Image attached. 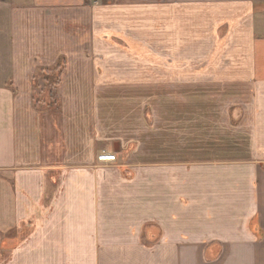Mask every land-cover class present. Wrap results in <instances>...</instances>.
I'll return each mask as SVG.
<instances>
[{"label": "crops", "instance_id": "1", "mask_svg": "<svg viewBox=\"0 0 264 264\" xmlns=\"http://www.w3.org/2000/svg\"><path fill=\"white\" fill-rule=\"evenodd\" d=\"M136 49L160 73L114 52ZM208 258L264 263V0H0V264Z\"/></svg>", "mask_w": 264, "mask_h": 264}, {"label": "rangeland", "instance_id": "2", "mask_svg": "<svg viewBox=\"0 0 264 264\" xmlns=\"http://www.w3.org/2000/svg\"><path fill=\"white\" fill-rule=\"evenodd\" d=\"M90 45V44H89ZM85 52H88V57L94 61V58H99L102 57V53L104 52H111L110 50H103V49H88V50H83L80 52L79 56H83V54ZM117 54L122 55H132L136 61L133 60V63L135 64V66H137L138 68H140L139 70H141V73L145 74L146 70L148 71H152L153 75L160 73V63L157 62V59H160V51L159 50H153L152 52L150 50H143V49H136V50H121V51H114ZM126 56H123L122 58H124ZM88 60L89 62H91V60ZM141 61V62H140ZM122 66V65H120ZM120 66L116 67L114 70H112L113 73L115 74H119L120 77H127L124 76L126 74L131 73L129 68L127 67H121ZM102 68V67H101ZM101 68H97L98 72L101 73ZM43 76V75H42ZM41 76V77H42ZM45 81V79H44ZM118 84L121 85V90L123 91H129L130 87L132 84H137V86L135 88H133L134 90H143L141 96H144V82L141 83H130V82H117ZM36 86H34L35 90H34V95H33V99L35 102V106H38V108L40 110H46L49 108V111L52 113H56V106L59 105L58 103V99L55 98L54 96V92L52 91L54 85H53V81L50 80V78L47 79V81H45V83L42 84V82L40 81V78L38 77V79H36L35 83ZM38 86H40V88H38ZM114 87H109L108 89H112ZM40 89V91L38 90ZM118 90V88H117ZM160 90V83L159 82H154L153 83V95L152 98H150V103L149 101L146 103V105L149 103L150 106H154L156 104V102H158L160 100V98H157L156 96H160V92H157ZM42 92V93H41ZM123 98H128L126 100H130L133 102L138 103L140 106L133 104V109H135L136 111H143L141 114H143L144 116H142L143 120H144V125H146L147 130H151L153 129V127H156L158 124V119L156 118V113H155V117L153 116V111L151 112L150 107L146 108V111H144L145 108V99L143 97L141 98H137V97H129L128 94H125V96ZM122 98V101L124 104H127V101H124ZM140 100V101H138ZM123 103H120V105H123ZM48 107V108H47ZM121 108V107H120ZM132 150H135L137 147H135L134 145L131 146ZM148 153H150L151 151H161L160 147L158 146H148ZM176 148H172L170 147V151L169 153H175ZM185 152H187L185 150ZM102 154V153H101ZM108 154H113L108 153ZM115 155V154H114ZM201 158H210V157H201ZM99 163V162H98ZM103 166L105 167H114L118 165V160H116V162L114 163H101ZM105 164V165H104ZM106 164H110V165H106ZM101 166V165H98ZM94 168H96V166H94ZM28 233V231L26 232ZM158 243H154V245H156ZM217 262V264H224V260L222 259V263L220 262V259L218 258H208V259H203L202 263L204 264H215ZM237 263V261H233V263ZM264 264V263H263Z\"/></svg>", "mask_w": 264, "mask_h": 264}, {"label": "built area", "instance_id": "3", "mask_svg": "<svg viewBox=\"0 0 264 264\" xmlns=\"http://www.w3.org/2000/svg\"><path fill=\"white\" fill-rule=\"evenodd\" d=\"M97 162L114 163L116 162V156L114 154L102 153L97 156Z\"/></svg>", "mask_w": 264, "mask_h": 264}, {"label": "trees", "instance_id": "4", "mask_svg": "<svg viewBox=\"0 0 264 264\" xmlns=\"http://www.w3.org/2000/svg\"><path fill=\"white\" fill-rule=\"evenodd\" d=\"M59 68V66L57 67V69ZM45 72H41L40 75L45 79V81H47L48 78H50V80L53 81V85H57L58 81H59V77L56 74H53V76L50 75H45Z\"/></svg>", "mask_w": 264, "mask_h": 264}]
</instances>
